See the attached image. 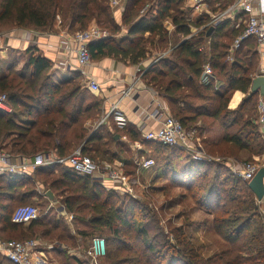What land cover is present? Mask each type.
Wrapping results in <instances>:
<instances>
[{
    "label": "trees",
    "instance_id": "1",
    "mask_svg": "<svg viewBox=\"0 0 264 264\" xmlns=\"http://www.w3.org/2000/svg\"><path fill=\"white\" fill-rule=\"evenodd\" d=\"M108 1L0 0V30L15 27L50 31L58 17L70 31H85L92 22L99 27L109 25L114 18ZM186 2L130 0L122 17V26L128 32L121 38L91 44L92 61L111 57L138 65L157 40L164 44L168 41L164 23L170 20L176 26L175 34L186 39L170 58L145 70V85L168 101L169 111L186 128L197 127L202 136L218 122L225 130V143L251 155L264 154L257 125L259 95L250 93L259 63L256 43L245 40L233 53L234 62H226L231 47H221L218 40L214 41L225 36L223 28L217 27L208 36L211 26L200 28L208 25L209 18L192 22ZM145 6L148 12L140 14ZM191 26L199 32L187 39ZM120 30L121 25H116L113 32L118 34ZM242 32L229 35L235 40ZM207 64L213 69L212 77L204 74ZM16 66V57L0 59V95H7L12 108V114L0 111V150L19 158L48 153L65 157L84 142L83 151L93 160L110 157L117 132L102 128L87 133L85 123L100 115L102 103L89 95L93 92L88 87L89 91L84 84L76 83L80 73L56 83L51 78L52 62L38 54L31 55L22 73ZM219 84L225 86V93L217 89ZM235 91L247 97L232 111L229 102ZM157 145L152 153L156 179L164 178L185 188L194 204L213 217L212 228L230 246L228 250L204 258L186 227L165 232L157 215L141 201L107 191L95 179L78 176L60 165L39 167L32 176L0 177V237L14 240V234H18L21 241L33 236L34 240L57 242L65 247L52 249L61 264H93L71 255L69 249L79 247V238L95 237L106 242L104 264H264V216L249 182L237 178L227 166L198 162L181 148ZM38 184L51 191L74 216L73 228L52 216L51 211L27 230L12 221L16 204L38 197ZM0 264L13 263L0 256Z\"/></svg>",
    "mask_w": 264,
    "mask_h": 264
},
{
    "label": "crops",
    "instance_id": "2",
    "mask_svg": "<svg viewBox=\"0 0 264 264\" xmlns=\"http://www.w3.org/2000/svg\"><path fill=\"white\" fill-rule=\"evenodd\" d=\"M233 2L234 0H211L207 4V6H205L201 10V12H194L192 8V0H188V3H190L189 5H187V9L189 11V18L192 22H198L203 18H207V19L209 18V23H210L212 16L227 9ZM112 15L113 18H115V20L118 18L120 20V17L115 16L116 14L113 13V11H112ZM244 18L245 17L243 15L242 17H235V18L228 17L223 21L221 25L216 27L215 26H211V27H214L213 32L216 31L217 27L221 26L223 28L222 33L229 35L236 31L237 34L238 30L239 31L244 30V24L242 21H240L243 20ZM119 20H118L119 23L117 24L121 25V28L122 27L125 28L124 26H122V20L121 22ZM203 27L204 26H202L201 28ZM164 28L167 31L168 40L173 39V36L176 35L175 34L176 26L173 25V23L170 20H167L164 23ZM198 29L199 28H196L195 26H191V35L187 37V39L190 38L192 35L197 34L199 32ZM126 32H128V30ZM74 33L75 32L70 31L68 28L65 27L63 28L61 26H57V30H55L54 28V30L45 31V32H41L39 30L18 29L15 30L13 33H11V36L0 39V56L5 57V55L7 54L6 52L7 50H9V52L12 50L16 51L17 65H21V63L24 62L23 64H26L27 66L28 60L31 57V55H35V54L41 55L42 57H45L52 62V72H51L52 80L56 83L63 82L68 79H71L72 75L75 72L82 74L79 70V66L77 64L76 59L74 58V56H70L68 54L64 43L66 40L70 39L72 34ZM212 33L209 36H211ZM177 36H178L177 44L175 45L170 44L168 48H166L161 52V53L169 52L168 55L161 58L162 60L170 58L172 51H174L186 39L181 35H177ZM224 37L225 36L219 37L218 39H214V41L217 40L221 41ZM234 41H236V39ZM232 46L233 44L230 46L231 47L230 50L232 49ZM151 52H153V50H151ZM158 54L156 55H153L151 53L148 54L147 58L142 60L138 65L131 63L129 60H125V59L123 60L121 58L118 59V58L104 57L98 60H93L91 66L85 68V73L82 74L83 78L85 79L92 78L93 80H96L101 86L100 91L94 93L95 95H98L100 97L102 103L101 113L99 115L100 117L99 121L104 116L110 114L106 123L103 126L99 127L97 130L102 128L103 129L105 128L107 130L108 128H111L113 131L115 129V131L117 132V135L115 136V141L117 142V144L112 149L111 151L112 153L109 155L110 157L108 159H98L96 161L124 162L127 172L132 174V176H134L135 178H137L135 175L136 158L139 157L152 158L148 155V153L149 154L153 153L154 151L152 149L153 145L158 147L157 144H160L157 142L145 141L143 138L145 133L159 127V123L150 117V113L153 111V109L157 106L158 103H162L169 110L168 101L164 99L162 96L158 95L151 88H148L143 82L142 77L141 79H139L138 82L135 81V78L137 76L139 77L137 73L138 67H140L143 70H148L154 63L161 60L159 59L158 61H156ZM234 60H235L234 56L231 61L229 59V54H228L226 58V62L232 63L234 62ZM258 60L259 63L254 78L260 76L261 74L260 71L264 67V60L259 55V53H258ZM66 61L69 62L71 68L65 67ZM19 68H17L16 66V69ZM218 88L221 94L225 93V86L222 87L219 84L217 86V89ZM125 92L126 93L129 92V95H125L124 94ZM246 97L247 94L241 91H235L230 98L229 110L232 111L237 110ZM260 98L261 96L259 95V99ZM6 114H12V113H6ZM117 116H120L121 118L124 119L125 121L124 126L119 125ZM258 118H259V111L257 113V125L259 128V132H264V127L261 126V124L258 121ZM88 126L89 125L84 126L87 131L89 130ZM198 126H201V124H199ZM194 129H196L197 138L201 143H203L205 140L210 141L214 145L225 143L224 142L225 130L223 126L218 122L215 123L213 127L208 128L206 131L204 130L202 136H204L205 139L202 136H200L197 127ZM137 142L141 143V148L139 149H137L135 146V143ZM229 145L234 146L233 144H229ZM213 162L223 166H227L229 168L228 165L223 164L221 161H219V159L207 163H213ZM154 169L155 167L151 168L150 170H145L143 171V174L142 173L141 174L144 175L146 173L144 175L146 179L147 177H150L149 175L152 174L150 172L153 171ZM154 178H156V175H152V177L150 178L151 179L150 182H152ZM165 182L170 183V181L166 179ZM139 184H141L140 179H138L136 186H138ZM104 189H106L107 191H114V190H108V188L105 187ZM40 192L41 191H38V194L44 195L45 198H47L46 201L48 202L49 205L47 211H51L52 216H55L57 219H63L69 227L73 228V224H72L73 220L72 222L69 221V216H72L73 219L74 216L67 213L65 206L56 198L55 201H51L46 196L47 192L44 191V193L42 194ZM114 192L119 193L117 191ZM57 204L60 205H58L57 207ZM22 206H26V205H22ZM72 232H74L73 229ZM39 241L41 242L42 247L43 246L45 247L44 250L45 254L50 259H55L54 257L56 255L52 251V249H59V250L65 249L64 246L59 245L57 242L47 243L41 239ZM78 242H79V247L77 249L74 248L69 249V253H71V255L81 258L84 255L86 256L88 250L90 249L92 244V238L89 240L88 239L83 240L82 238H79ZM0 256L2 257L3 255L0 254ZM3 258H5L8 262H11L8 258L4 256ZM103 260L104 257H101L99 259H95L94 261L98 263V261H103Z\"/></svg>",
    "mask_w": 264,
    "mask_h": 264
},
{
    "label": "built area",
    "instance_id": "3",
    "mask_svg": "<svg viewBox=\"0 0 264 264\" xmlns=\"http://www.w3.org/2000/svg\"><path fill=\"white\" fill-rule=\"evenodd\" d=\"M211 0H192V8L194 12H201ZM123 5V0H110V6L113 10H117ZM245 17L240 20L244 24L242 34L236 39L230 50L229 59L232 61L233 53L240 48L245 40H254L257 46V52L264 60V0H234V2L225 10L212 16L210 23L200 30L208 26H219L228 17ZM111 36L106 29H103L96 24L90 26L85 31H77L72 34L71 38L66 40L65 46L68 54L74 56L82 74L85 73V68L92 64L90 53V45L109 39ZM169 52L157 55L156 61L168 55ZM65 67H70L68 61L65 62ZM145 70L138 67L135 81L138 82L144 74ZM260 76H264V67L261 69ZM206 76H213V69L210 64L204 68ZM87 87L93 93L99 92L100 84L92 78L87 79ZM129 95L128 93H124ZM0 111L12 113V108L8 103L6 94L0 95ZM259 118L258 121L264 127V97H261L258 102ZM110 115V114H109ZM109 115L104 116L95 126L94 132L103 126ZM150 117L159 123V127L148 131L144 134V140L148 142H157L165 146L179 147L189 153L195 161L212 162L204 152L201 142L197 138V132L194 128H186L179 120H177L162 103L150 113ZM120 126L125 125V121L120 116H117ZM137 149L141 148V143H135ZM60 165L70 168L78 176H88L95 179L103 187L108 190H114L121 194L133 197L139 175L145 171L155 167V160L152 158L139 157L135 160L136 170L132 176L126 170L124 162H98L87 156L83 147H78L74 151L65 156L60 157L55 153L40 154L34 158H19L13 157L6 150H0V177L5 175L16 176H32L34 171L39 167ZM232 173L239 179L250 182L254 179L259 167L252 162L234 164L226 162ZM261 203V202H259ZM42 216L37 207L20 206L13 214L12 221L16 224L29 225L32 222L40 219ZM73 217L69 216V221L72 222ZM50 247V246H49ZM48 247V248H49ZM45 247L39 240H5L0 237V254L8 258L13 264H59L54 259H50L45 254ZM107 253L106 242L103 238L95 237L92 239V244L87 254L91 259H99L105 257Z\"/></svg>",
    "mask_w": 264,
    "mask_h": 264
},
{
    "label": "rangeland",
    "instance_id": "4",
    "mask_svg": "<svg viewBox=\"0 0 264 264\" xmlns=\"http://www.w3.org/2000/svg\"><path fill=\"white\" fill-rule=\"evenodd\" d=\"M130 0H123V5L118 8L117 10H113L110 6V0L108 1V4L110 6L111 11L115 13V16L120 17L115 20L113 19V23L108 24H101L100 27H105L106 30L110 34L111 39L121 38L126 34V31L128 28H121L120 32L117 34L116 32H113L114 27L116 25H119L117 23L118 20L121 22L123 14L126 11V6ZM151 4V3H150ZM188 0L186 2L185 9L187 8V5H189ZM143 8V9H142ZM140 14L144 13L146 14L148 12L147 6L142 7ZM190 9V8H189ZM188 10V9H187ZM62 19L58 17L55 25L53 26V29L57 30V26H61L64 28V26L61 25ZM96 24V22H92V25ZM90 28V26H89ZM88 28V29H89ZM21 28H15V27H4L0 30V39L11 36V33H13L15 30H18ZM26 30V29H25ZM46 30H49L47 28ZM51 30V29H50ZM81 31L78 28H76L75 31L77 32ZM45 32V31H44ZM176 36V37H175ZM173 36V39H169L166 41V43H157L153 44V46H150V53L153 55L161 54L163 50L169 47L170 44H177L178 36ZM148 37V36H147ZM172 41V42H171ZM171 42V43H170ZM221 47H230L232 44L235 43V41L232 39L231 35L225 34V37L219 41ZM152 44V43H151ZM230 49V48H229ZM153 50V52H151ZM7 54L5 57H1L0 59H8L9 57H16L17 58V52L16 51H6ZM158 54V55H159ZM7 56V57H6ZM21 63V65H17L16 69L17 72L22 73L26 67V64ZM76 83H82L84 84V88H86L87 91V79L81 77L76 81ZM89 95L97 100H101L98 95H95L93 93L89 92ZM238 98V97H237ZM173 116V115H172ZM100 117H95L91 120H88L85 125H89V130L87 133L91 135L94 132V128L96 124L99 122ZM93 131V132H92ZM260 136L262 137V141L264 140V132H260ZM204 138V136H202ZM205 139V138H204ZM8 143V142H7ZM205 143V144H204ZM202 148L204 149V152L206 155H208L213 160L219 159L223 164L226 165V162H233L234 164H240V163H247L252 162L255 163L259 168L264 167V154L261 155H251L248 151H241L239 148L235 146H230L228 143H222L219 145H214L210 141L205 140V142L201 143ZM84 146V142L81 145H78L76 147H73L74 149H77L78 147ZM158 147L153 145V150H157ZM72 151V152H73ZM71 152V153H72ZM70 153V154H71ZM150 157H154L152 153H148ZM146 155V156H148ZM90 157V156H89ZM216 158V159H214ZM155 160V158H153ZM220 162V163H221ZM156 163V160H155ZM214 163V162H213ZM231 170V169H230ZM149 176L145 179L143 172L139 176V179L141 180V184L136 186L135 194L133 199L141 201L143 204L147 205V207L150 208V210L153 211L154 214L157 215V218L160 221V226L165 230V232H170L172 229L184 226L186 227L187 233H189L192 236V243L195 247L199 249V252L204 258H210L214 254L220 253L222 251H226L230 248V246L222 240L213 230L212 228V219L213 217L209 215L204 210H200L192 201L189 194L186 192L185 188H180L178 186L173 185L171 182L167 183L165 182V179H156L154 178L152 182H150V178L152 175H156L155 169L151 171ZM36 191H41L40 193L47 192V188L41 186L38 184L36 186ZM121 197L124 196V194L117 193ZM38 197L35 200L26 201L21 204H16L15 208L18 206L26 205V206H34L37 207L41 216L43 213H45L48 209V202L46 201L47 198H45L44 195L37 194ZM44 196V198H43ZM60 201V200H59ZM61 202V201H60ZM259 205V210L261 211V214L264 216V199L261 203L257 202ZM60 204H57V207ZM25 230L28 229V226L25 225ZM13 236L14 240L21 241L18 234H14ZM31 236V235H30ZM31 238H35L31 236L30 238H27L26 240H31ZM174 241V240H173ZM55 261L61 264L59 258L56 256L54 257ZM83 260H89L93 264H95L94 260L86 254L83 257H81ZM98 264H104L103 261L99 262Z\"/></svg>",
    "mask_w": 264,
    "mask_h": 264
},
{
    "label": "water",
    "instance_id": "5",
    "mask_svg": "<svg viewBox=\"0 0 264 264\" xmlns=\"http://www.w3.org/2000/svg\"><path fill=\"white\" fill-rule=\"evenodd\" d=\"M214 27H211L208 36L213 32ZM251 94H259L264 97V76H257L253 79L251 86ZM249 188L255 194L258 202L264 199V167H261L252 181L249 182ZM46 196L55 201V196L51 191H47Z\"/></svg>",
    "mask_w": 264,
    "mask_h": 264
}]
</instances>
